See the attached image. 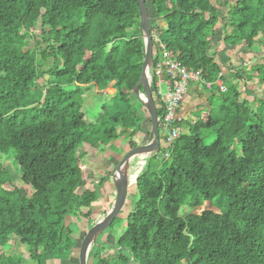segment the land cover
I'll use <instances>...</instances> for the list:
<instances>
[{
	"label": "trees",
	"instance_id": "16d2710c",
	"mask_svg": "<svg viewBox=\"0 0 264 264\" xmlns=\"http://www.w3.org/2000/svg\"><path fill=\"white\" fill-rule=\"evenodd\" d=\"M152 5L172 59L209 82L223 70L213 53L219 30H229L228 43L246 55L264 50V0H234L221 27L218 0ZM141 18L138 0H0V155L31 189L30 197L8 191L11 176L0 166V246H26L36 264L49 257L78 264L66 220L75 214L90 227L97 202L95 191L78 192L88 184L79 151H115L145 120L134 94L145 56ZM23 31L45 49H32ZM161 62L155 46L153 69ZM234 70L223 78L225 93L212 90L206 116L186 121L175 145L148 161L124 232L116 245L97 240L89 264H264V96L242 97L264 85V65ZM44 76L45 90L38 85ZM111 83L118 97L110 105L102 92L92 95ZM204 202L226 208L194 213ZM183 206L193 212L181 217ZM0 264L27 261L19 252Z\"/></svg>",
	"mask_w": 264,
	"mask_h": 264
},
{
	"label": "rangeland",
	"instance_id": "374dc122",
	"mask_svg": "<svg viewBox=\"0 0 264 264\" xmlns=\"http://www.w3.org/2000/svg\"><path fill=\"white\" fill-rule=\"evenodd\" d=\"M233 1L234 0H218L219 7L221 9V18H222L220 19L221 23H219L218 27L222 26L224 16L228 15L231 12L230 5ZM146 2L149 8V11H150V16L153 18L151 21V31L154 27H158L159 25H161L162 27H165V25H163L164 24L163 21L156 18L157 16H155V12H154L153 5H152V0H146ZM228 31L229 30H226V32L224 33V31L219 30L218 34L216 35V38H215L216 40L214 42L219 41L222 44L221 45L222 47L220 46V47L215 48V50H213V53L215 55H217V53L220 50L227 52V49L225 48V44L228 43ZM22 34L26 36L32 49L36 48L37 51L45 49V45L42 43V40L33 39L32 35H30L26 31H23ZM37 35H38V31H37ZM44 39H46V37H44ZM36 42H38L39 45H36ZM256 51L260 52L261 54L257 56V58H255L256 61L254 63L255 64L257 63L259 66H263L264 65V50L263 51L256 50ZM52 65H53L52 60L48 59L42 65V69L47 71L52 67ZM82 65L83 63L79 65V68H81ZM46 81H47V76L41 77L38 80V85L43 90H45ZM114 86H115V83H111L109 86L107 85L105 87L106 89L102 91H99V89L97 88H93L92 95L96 97V95L100 94L99 92H102L103 96L106 98L105 100L109 103L108 105H110V103H112V101L118 97V92L116 91ZM257 87H258L257 95L264 96V85L258 84ZM212 88L214 89V91H218L216 86H213ZM201 91L207 97L208 95H210L211 92H213L209 89H203V88H201ZM255 92H256V89L254 93H251L249 91L248 92L243 91L242 97L246 98L248 101L252 103L254 100V96L256 95ZM137 103H138L137 105L139 108V112L145 118V120L141 125L142 127L141 131L138 132L134 136V138H132L131 140L123 139L121 141H118L116 143L117 150L115 151L107 149L104 152H102L100 150H87L85 148H81L79 151L82 157L80 160V165L82 168L83 176L88 181V184L85 188L78 189V192L80 194L85 193V195H87L88 193L87 191H95L97 193V202L93 205L92 219L97 220L100 217H102L104 215L105 210H107L110 204L115 201V195H116L115 185L113 183V180L111 181L107 178H108V175H111V178H112V173L114 172L115 167L119 164L122 158L132 149L129 147V144L134 143L135 146L139 144H146L149 141H151L153 138L152 125H151L150 116L148 114V111L144 107V105H142L140 102L137 101ZM206 111H207V108L201 107L199 115H201V117H205L207 114ZM183 127L186 128L187 130L186 123H183L182 128ZM160 140H161V146L163 149L165 143L162 137L160 138ZM205 141L208 144L212 143L213 136L211 134H207L205 137ZM157 155H159V153ZM152 158L140 157V158H135L133 160L132 165H131V170H130L132 173L129 177L132 198L120 216L122 221L116 226V228L112 230L108 229L109 230V231L107 230L108 233L106 232L105 234L101 235L98 238L99 241L103 240L104 242H109L113 245L117 244L119 235H121L125 230V225H126L125 219L129 215L130 211L133 209L134 204H135V199L137 198L139 194L138 190L135 187V180L145 170V168L148 165V161ZM159 159L162 160V155L159 156ZM0 166L3 170H7L11 176V182L7 183L5 185V188L10 192H15V193L18 192L24 197H30L31 189L25 186L21 182L20 175L16 171L14 162H11L9 159H6V157L0 155ZM102 179H107V180L104 182L103 185L100 186ZM208 207L210 209L211 208L215 209L218 212H222L226 208V203H223L221 205H216V206L214 205L213 207H210L208 203L204 202L201 205V207L195 210L194 213L199 214L202 210H205ZM86 211L87 209L83 210V212H86ZM192 212L193 210H190L189 208H186L183 206L180 212V216L186 217L190 215ZM74 223L78 225L77 226L78 231L76 230L77 228L75 226L74 227L72 226V224ZM66 226H67V232H69V230H71L72 232L75 231L73 233V237L75 238L76 245L74 247V250H73L74 254L71 260L73 262H76L78 247H79L82 237L85 235V233L87 232L89 228V223H88V220L84 219L83 217L80 218V221H78L77 216L74 214L71 218H68L66 220ZM19 252L24 254L27 264H36L31 260L29 249L26 246H19L18 243L15 244L14 242L13 244L6 246L5 248L3 246H0V261L4 260L5 257L7 256L15 257L16 255H18ZM60 262L61 261H57L56 263H54L53 261H50V259H47L46 261L44 260L42 264H70L69 261L68 262L63 261L61 263Z\"/></svg>",
	"mask_w": 264,
	"mask_h": 264
},
{
	"label": "water",
	"instance_id": "95a60500",
	"mask_svg": "<svg viewBox=\"0 0 264 264\" xmlns=\"http://www.w3.org/2000/svg\"><path fill=\"white\" fill-rule=\"evenodd\" d=\"M138 3L142 17L141 30L145 45V56L142 62L141 76L139 82L134 88V94L136 100L144 105L148 111L152 125L153 138L146 144H139L133 147L115 167L114 172L112 173V180L116 188L115 201L107 213L97 219L82 237L77 251L78 264H89V253L92 246L97 245L98 238L111 228L116 219L121 216L132 198L131 186L128 180L130 176L124 174L123 167L128 165L129 170H131L133 160L139 157V155L152 158L162 149L159 130L160 115L151 87V69L154 61V42L151 34L152 18L146 0H138ZM141 86L144 88V93L141 92ZM218 95H220V93H218ZM137 179L135 181V187L138 190Z\"/></svg>",
	"mask_w": 264,
	"mask_h": 264
},
{
	"label": "built area",
	"instance_id": "2783aa9c",
	"mask_svg": "<svg viewBox=\"0 0 264 264\" xmlns=\"http://www.w3.org/2000/svg\"><path fill=\"white\" fill-rule=\"evenodd\" d=\"M151 34L154 48L156 46L162 59V62L155 69L153 67L151 69V87L154 99L157 98L155 100L157 109L162 112L159 123L160 138L162 137L164 140V148H169L173 147L175 142L184 134V129L182 128L184 121L180 115V109L188 85L201 83L209 88L216 86L219 93H225L227 91L223 80L225 74L220 72L215 82L207 81L202 71L188 69L172 59L170 53L161 42L158 27H154ZM164 85H166L165 91L163 90ZM169 158V153L162 155L164 160Z\"/></svg>",
	"mask_w": 264,
	"mask_h": 264
},
{
	"label": "crops",
	"instance_id": "0c3cea01",
	"mask_svg": "<svg viewBox=\"0 0 264 264\" xmlns=\"http://www.w3.org/2000/svg\"><path fill=\"white\" fill-rule=\"evenodd\" d=\"M213 44L215 48L220 47L222 45L219 41L213 42ZM225 48L227 49V52L220 50L217 53L216 59L219 62V64L222 65L223 68L222 72L225 74L226 77L229 76L230 74L235 73L234 68L239 67L240 65L245 67L249 63L253 64L256 61V59L251 60V57L254 56L257 57L261 54L260 52L253 50L251 54L249 53L246 55L243 49L241 50L238 48L235 49V47H232L229 43L225 44ZM201 88L209 89L211 91L213 90V88H209L201 83H191L187 87V91L180 109V115L184 123H186V121L188 122L196 121L197 120L196 115L199 114L201 107L207 108L209 100L212 99V94L210 93L208 97L205 96V94L201 91ZM257 88L258 87L256 86L255 94H257ZM163 90L164 91L166 90V85L163 86ZM214 93L218 95L219 92L215 91ZM183 129L185 132L187 131L186 128L183 127ZM47 259H50V261H53L54 263L57 262L51 257Z\"/></svg>",
	"mask_w": 264,
	"mask_h": 264
},
{
	"label": "bare ground",
	"instance_id": "6f19581e",
	"mask_svg": "<svg viewBox=\"0 0 264 264\" xmlns=\"http://www.w3.org/2000/svg\"><path fill=\"white\" fill-rule=\"evenodd\" d=\"M142 98L144 99L143 96H142ZM139 157H147V156L139 155ZM128 170H129L128 165H125V166L123 167V172H124V174H125L126 176L128 175ZM128 180H129V179H128Z\"/></svg>",
	"mask_w": 264,
	"mask_h": 264
}]
</instances>
